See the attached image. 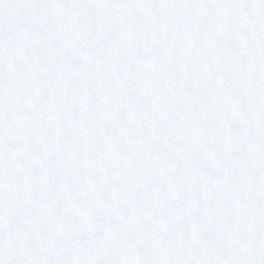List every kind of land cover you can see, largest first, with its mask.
<instances>
[{"label":"snow or ice","instance_id":"6c2138e0","mask_svg":"<svg viewBox=\"0 0 264 264\" xmlns=\"http://www.w3.org/2000/svg\"><path fill=\"white\" fill-rule=\"evenodd\" d=\"M0 264H264V0H0Z\"/></svg>","mask_w":264,"mask_h":264}]
</instances>
